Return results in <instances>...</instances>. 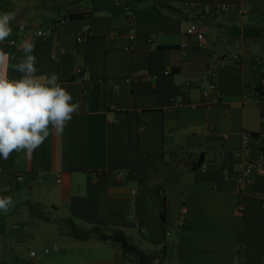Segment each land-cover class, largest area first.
<instances>
[{"label":"crops","instance_id":"crops-1","mask_svg":"<svg viewBox=\"0 0 264 264\" xmlns=\"http://www.w3.org/2000/svg\"><path fill=\"white\" fill-rule=\"evenodd\" d=\"M3 13L15 15L9 63L34 43L37 75L58 74L79 108L31 158H0L13 202L0 264H264V0H0ZM192 23L204 45L184 35ZM247 147L261 166L242 185ZM68 218L124 230L146 259L73 237Z\"/></svg>","mask_w":264,"mask_h":264},{"label":"clouds","instance_id":"clouds-1","mask_svg":"<svg viewBox=\"0 0 264 264\" xmlns=\"http://www.w3.org/2000/svg\"><path fill=\"white\" fill-rule=\"evenodd\" d=\"M13 13L0 14V43L12 36ZM20 62L12 65L0 50V158L7 160L13 152H24L31 158L50 134H61L78 111L70 92L59 82L56 73L37 75L35 44L21 45ZM22 75L9 79L8 69ZM6 190V189H3ZM10 197H0V210L12 205Z\"/></svg>","mask_w":264,"mask_h":264},{"label":"built area","instance_id":"built-area-1","mask_svg":"<svg viewBox=\"0 0 264 264\" xmlns=\"http://www.w3.org/2000/svg\"><path fill=\"white\" fill-rule=\"evenodd\" d=\"M192 8L195 10L196 14L198 15H205L208 10L200 7L198 4H192ZM216 12H226L229 11V7L227 5H221L218 4L216 8L214 9ZM241 13L247 12V6H244L240 9ZM88 29V27L86 28ZM45 32L39 30L37 32L38 35H43ZM185 36H195L199 42L200 45L205 44V37L203 32L200 30L199 26L195 23L190 24L187 26L184 30ZM132 37V36H131ZM82 38H79L81 40ZM243 60V56L240 53H227L224 54L222 57V63L224 64H236L240 63ZM165 73H170V70L167 69ZM264 88V77L261 80L260 86L255 89V96L253 97L254 101L259 100V96L261 94V89ZM247 97V96H246ZM249 136L246 137L248 139ZM243 158V165L241 167V177L238 178V183L242 185H248L254 181L255 173L257 170H259L261 166V160L255 159L252 156V151L249 147H247L241 154ZM185 216L183 215L182 218ZM59 246L57 243L53 244L51 248H45V253H49L52 250H58ZM36 255V252H31L30 256L34 257ZM18 264H24V262L21 260L18 262Z\"/></svg>","mask_w":264,"mask_h":264},{"label":"trees","instance_id":"trees-1","mask_svg":"<svg viewBox=\"0 0 264 264\" xmlns=\"http://www.w3.org/2000/svg\"><path fill=\"white\" fill-rule=\"evenodd\" d=\"M67 220L70 223L72 229L70 233L75 238L87 239L92 235H96L104 241H108L114 245H118L127 255L136 256L137 253V258L141 257L142 260L146 259L144 258V254H140L141 252L133 251V243L131 242L130 236L124 230L106 228L102 226H95L92 229L85 230L77 226L71 218H68ZM138 254H140V256H138Z\"/></svg>","mask_w":264,"mask_h":264},{"label":"rangeland","instance_id":"rangeland-1","mask_svg":"<svg viewBox=\"0 0 264 264\" xmlns=\"http://www.w3.org/2000/svg\"><path fill=\"white\" fill-rule=\"evenodd\" d=\"M254 41H255V43H257L259 45V50L257 51L258 56L260 58H264V27H262L261 32L256 34V37H255Z\"/></svg>","mask_w":264,"mask_h":264}]
</instances>
